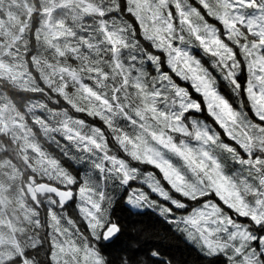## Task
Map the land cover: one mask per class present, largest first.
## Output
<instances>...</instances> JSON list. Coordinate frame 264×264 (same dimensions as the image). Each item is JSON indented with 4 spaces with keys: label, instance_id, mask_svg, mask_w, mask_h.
Listing matches in <instances>:
<instances>
[{
    "label": "snow or ice",
    "instance_id": "obj_1",
    "mask_svg": "<svg viewBox=\"0 0 264 264\" xmlns=\"http://www.w3.org/2000/svg\"><path fill=\"white\" fill-rule=\"evenodd\" d=\"M118 193L264 264V0H0V264H112Z\"/></svg>",
    "mask_w": 264,
    "mask_h": 264
},
{
    "label": "trees",
    "instance_id": "obj_2",
    "mask_svg": "<svg viewBox=\"0 0 264 264\" xmlns=\"http://www.w3.org/2000/svg\"><path fill=\"white\" fill-rule=\"evenodd\" d=\"M205 63L209 64L207 61ZM219 88L234 106H238L237 98L226 83L220 81ZM200 116L207 119L206 114ZM86 119L89 123H98L91 118ZM49 149L57 152L54 144L49 145ZM144 170L151 169L145 168ZM121 196V193L117 194L113 215L120 220L123 231L116 242L104 249V254L112 261V264H119V259L123 254L135 259L143 257L150 249H158L162 256L170 260L172 264H211L209 258L201 255L195 246L176 232L156 212L147 209L143 212L132 209L124 203Z\"/></svg>",
    "mask_w": 264,
    "mask_h": 264
},
{
    "label": "rangeland",
    "instance_id": "obj_3",
    "mask_svg": "<svg viewBox=\"0 0 264 264\" xmlns=\"http://www.w3.org/2000/svg\"><path fill=\"white\" fill-rule=\"evenodd\" d=\"M211 22V21H210ZM193 54L196 55L198 58H200L202 60L203 63H205V61H207L209 63V60L207 57L203 56V54L199 51V49H193ZM206 64V63H205ZM207 65V64H206ZM220 87H221V83H220ZM221 91V89H220ZM221 93L226 97V95L221 91ZM227 98V97H226ZM199 118L203 119L202 116H199Z\"/></svg>",
    "mask_w": 264,
    "mask_h": 264
}]
</instances>
